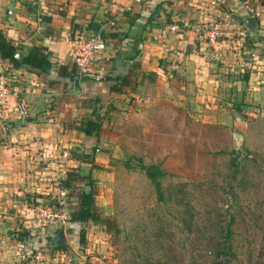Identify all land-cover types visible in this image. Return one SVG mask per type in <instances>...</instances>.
Instances as JSON below:
<instances>
[{
    "label": "rangeland",
    "instance_id": "rangeland-1",
    "mask_svg": "<svg viewBox=\"0 0 264 264\" xmlns=\"http://www.w3.org/2000/svg\"><path fill=\"white\" fill-rule=\"evenodd\" d=\"M240 68H224L210 101L198 96L186 104L163 95L140 103L130 118L122 119L125 137L113 169L97 166L91 171L98 189L95 203L110 223L85 224V246L80 250L81 225L69 221L65 235L76 255L50 246L62 227L42 234L33 233L31 226L36 210L58 206L60 181L85 174L89 166L65 167V177L49 176L52 187L47 194H11L0 206V264L255 263L259 251L264 253V85L241 96L229 92L223 81L228 80L231 91L233 84L244 81L236 79ZM235 163L240 172L231 179ZM150 166L165 173L160 178L163 201L145 174ZM72 184L66 191L69 215L78 203L74 188L83 185L75 179ZM228 244L232 256L218 259L214 250L220 246V253L227 251Z\"/></svg>",
    "mask_w": 264,
    "mask_h": 264
},
{
    "label": "crops",
    "instance_id": "crops-1",
    "mask_svg": "<svg viewBox=\"0 0 264 264\" xmlns=\"http://www.w3.org/2000/svg\"><path fill=\"white\" fill-rule=\"evenodd\" d=\"M254 2L258 0H0V32L22 57L36 48L51 64L46 75L0 60L17 81V95L0 106V206L14 192L47 194L52 187L48 178L59 173L65 177V167L86 169L70 156L87 152L92 143L97 170L113 169L125 137L122 119L130 118L142 102L163 95L186 104L198 96L210 101L224 68L234 70L240 64L242 74L236 79L244 81L230 91L224 80L223 87L239 96L263 88L264 18L258 20L255 38L236 20L247 17L245 10ZM229 11L236 22L234 34L244 31L246 37H224L217 48L197 41L202 24ZM79 34L100 35L107 51L85 79H77L75 92L71 78L58 77L56 70L74 66L69 42ZM117 52L133 62L128 74H134L120 94L111 92L103 79L118 76ZM95 111L102 119L97 137L74 129L73 124ZM65 153L70 156L64 158Z\"/></svg>",
    "mask_w": 264,
    "mask_h": 264
},
{
    "label": "trees",
    "instance_id": "trees-1",
    "mask_svg": "<svg viewBox=\"0 0 264 264\" xmlns=\"http://www.w3.org/2000/svg\"><path fill=\"white\" fill-rule=\"evenodd\" d=\"M264 5V2H262ZM18 52L17 48L14 46L13 42L9 39H7L2 32H0V60L3 61L6 64H9L14 69H27L30 71L37 70L39 73L48 74V72L51 69V64L47 60L46 55L39 49H31L26 55H24L21 60L15 59L14 55ZM56 74L58 77L63 79L68 78H76V79H85V76H79L76 67L75 66H59L56 70ZM134 74L131 72L128 75L125 76H107L104 79V81L108 84L109 90L113 93L120 94L122 93L123 89L125 87H129L132 77ZM137 82H135V85ZM101 117L99 114L95 112L92 113L91 117L84 119L82 122H77L76 124H73L74 129L77 131L83 133L85 136L88 137H97L98 133L101 128ZM75 125V126H74ZM97 152V147L92 146L90 152H73L71 153L70 158L73 161H77L81 164H86L90 167V169L85 173H77V175L72 178L70 175L66 176L64 180H61V187L64 188L66 191L72 187L73 189V179L76 181L82 182V187L80 188H74L78 190L77 193V207L76 209L70 214V222L71 223H78L80 224V230H79V243L81 245L80 250H84V244H85V228L84 225L87 224L89 221H101L104 227H108L109 220L104 218V213L102 209L96 205L95 198L97 195V186L96 181L92 178L91 171L96 168L95 166V154ZM250 156V155H248ZM127 166V165H126ZM145 174L148 177V179L151 181L152 185H154L158 199L160 201L164 200V193L161 191V184H160V178L165 176V173H160L158 170V167L156 166H150L148 168H144ZM240 168L239 164L235 163L233 175L231 179H235L236 175L239 174ZM235 223L234 218H230L229 224L227 225V234L228 237L233 230L231 229V226ZM110 230V229H109ZM227 237V238H228ZM213 240V239H212ZM219 244V238L216 239ZM261 240L264 245V233L262 234ZM227 242V241H226ZM224 243V242H223ZM222 243V244H223ZM51 246V245H50ZM49 246V247H50ZM220 247V246H219ZM219 247L214 250V254H216L218 259H221L223 257H227V255L232 256V246L230 244L227 245L226 250L223 248V250H220L221 253L218 251ZM53 248V247H52ZM55 249H61V248H55ZM64 249V248H62ZM221 249V247H220ZM263 251L260 250L257 254V258L255 263L251 264H264V261L261 262V259L263 257ZM225 259V258H224ZM223 260V259H222ZM217 264H224L217 263Z\"/></svg>",
    "mask_w": 264,
    "mask_h": 264
},
{
    "label": "built area",
    "instance_id": "built-area-1",
    "mask_svg": "<svg viewBox=\"0 0 264 264\" xmlns=\"http://www.w3.org/2000/svg\"><path fill=\"white\" fill-rule=\"evenodd\" d=\"M139 1L135 0V2ZM245 13L247 17H254L260 20L264 18V5L259 2H254L246 8ZM234 23L236 22L231 13L216 15L212 20L200 26L197 31V41L216 48L219 39L224 37H234V35L246 37V32L244 31H238L234 34ZM51 39L56 40L57 36H52ZM69 44L71 46L69 56L79 76L89 75L95 63L101 60L107 51L106 42L98 34L92 36L79 34ZM95 79L98 80V78ZM16 84L17 81L9 73L8 69L0 63V106L7 101L8 97L17 95ZM63 157L68 158V154H63ZM61 189V198L58 201V206L52 204L36 210L37 215L31 226L33 233L40 231L39 233L42 232L44 234L50 228H64L69 222L70 215L67 209H65L66 190L64 188Z\"/></svg>",
    "mask_w": 264,
    "mask_h": 264
},
{
    "label": "water",
    "instance_id": "water-1",
    "mask_svg": "<svg viewBox=\"0 0 264 264\" xmlns=\"http://www.w3.org/2000/svg\"><path fill=\"white\" fill-rule=\"evenodd\" d=\"M236 20H238V22L243 24L244 28L247 31V34L251 38L256 37L257 28H258V20L256 18H254V17H237ZM14 57L17 60H21L22 53L17 52L14 55ZM132 64H133L132 61L123 60L121 53L117 52L116 60H115V73L121 77L127 75L128 74V68ZM68 82L73 85L74 91L78 92V89H77L78 80L76 78H71L68 80ZM50 245L53 248H65V249L69 250L71 253H73L74 255H76L75 252L73 251V249L71 248V246L69 245L68 241H67L64 228H61L57 232L56 236L50 241Z\"/></svg>",
    "mask_w": 264,
    "mask_h": 264
}]
</instances>
